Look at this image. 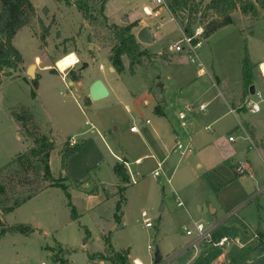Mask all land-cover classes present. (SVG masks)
Returning <instances> with one entry per match:
<instances>
[{
  "label": "rangeland",
  "instance_id": "374dc122",
  "mask_svg": "<svg viewBox=\"0 0 264 264\" xmlns=\"http://www.w3.org/2000/svg\"><path fill=\"white\" fill-rule=\"evenodd\" d=\"M32 1L36 7L37 14L30 25L23 27L18 32L13 40L15 46L20 50L22 56L24 55L30 61L35 57L39 44V47L45 50L44 53L53 56L52 59L55 62L52 70L58 73L61 72L71 79L73 75H76L78 77L77 80H79L83 70L87 69L84 68V62H88L90 67L84 74L85 88L87 89L88 86L90 88L92 85L91 79L94 72L96 74L103 69L99 62V56H103L106 60L111 59V50L116 43L115 26L122 27L137 24L136 16H147L140 4L135 5V0ZM209 1H196L199 4L197 18L201 17ZM240 12L238 9L233 22L228 24L225 29L213 34L209 40L201 36L202 31L199 32V29L202 27L197 19V23L194 25V35L198 34L199 37L197 39L202 40V46L198 50L201 61L207 65L211 72L214 64L221 77V87H229V89L236 88L237 83L242 82L243 58L245 56V48H248L245 38L238 33L244 29L250 31L254 29L257 32L256 38L259 39L264 24V20H260L251 29L253 24L251 21L243 19ZM257 13L252 15H259L258 11ZM192 15L195 18V14ZM189 16V9H186L179 12L177 18L186 22ZM126 17L129 19L125 20ZM46 27H48V32H46ZM133 28L134 26H132V32ZM247 33L249 32L247 31ZM184 37V32L178 24L175 22L169 23L163 38L152 46L155 51H165L162 54H166V58L162 57V54L150 51L151 55L136 59V69L141 71L143 76L139 72H134L135 75H119V77L115 78L119 83L116 94L92 103L88 101L86 93H81L78 87L70 86L66 80L59 76H53L55 79L53 82L49 76H45V78L49 79L42 81L40 97H33L32 82L18 77L23 73L30 76L28 72L30 64L23 65L22 62L16 68L3 67L0 72V161L5 156V149L12 153L15 152L13 145L16 143L13 140H15L18 133L21 134L22 132L26 135V128L35 129L33 121H28L26 123L28 127H26L22 120L18 123L16 119L15 121L14 119H9V113L11 115L13 113L25 114L27 111L23 107L28 110L30 108L33 111L36 124L45 133L51 132L57 143H65L66 139H70V141L76 140L74 144L70 141L68 143L74 146L80 143V147L77 150L69 151L65 162H63V157L57 155V153H53L52 156L51 168L55 175L59 176L63 170L66 171L68 183L71 184L68 189L70 198L63 188H54L50 193L42 195V198H44L43 196L52 197L53 213L48 210H42L38 214L35 213V207L41 202V197L27 202L22 207V211H19L20 215H18V218L28 219L27 222L31 221L39 229H35L33 226L37 232H34L35 236L27 240L26 243L18 241L11 243L10 239H0V264H41L42 261H47L49 264H66L63 256L70 250L59 246L57 243H63L73 250L71 253L73 261L70 262L71 264H88L89 254L104 249L105 241L102 236L105 233L115 246L121 247L129 244L134 255H150V258H155L153 256L157 247H159L160 251L165 252V246H168V244L191 238V236L186 234L184 227L185 225H191L193 218H202L203 223L208 225L207 221L213 222L224 215L221 207H227L229 204L228 201L230 199L227 194L222 192L220 195V201L215 204L218 207L216 213L211 212L212 199L209 197L205 201L200 202L201 209H203L202 214L198 211V213H193L192 216L188 213L187 206H178L175 193L170 189V184L167 183V179L164 176L165 167L161 171V175L155 177L154 172L157 170L158 164L153 158L147 156L141 164H137L134 161V153L135 155L137 151L141 154L148 153V145L141 142L138 134L130 132V126L134 122L142 126L140 123L146 118L152 119L154 117L152 112L153 103L151 102L147 106L142 104L143 98L137 88L145 84L144 81L149 78L152 89L159 91L158 84L160 82L166 83L169 93L177 97L180 91L179 88L183 86L178 81L180 73L182 71L194 73L199 69L197 62H192L187 52L178 53L175 51L176 53L174 54L170 52V44H174L178 40H184ZM138 41L145 48L146 42ZM258 43L256 39L250 42L249 54L253 56V59H258L261 55ZM90 44H92V48H89ZM72 52L77 55L78 62L63 70L59 66V61L63 56L65 57ZM168 56L172 58L169 59ZM125 62L127 65L130 62L128 56L125 58ZM109 64L114 66L112 61ZM103 70L107 73L109 67L107 66ZM170 76H172V80L169 79ZM143 78L145 79L144 81H142ZM203 79H206L211 85L208 75L203 77ZM262 79L260 70L257 69L254 83L259 87L258 83ZM202 86L204 89L207 85L203 84ZM172 89L174 93H171ZM132 91L135 92V95H139L138 100L132 99ZM218 92L215 87L210 97L206 95L204 97L190 96V103H195L197 107L201 101L207 102L211 99L212 102L210 105L208 104L206 112H201L197 108L190 113L191 120L189 121L188 118L186 121L187 124L193 121L194 125L189 123L188 129L183 128L184 133L189 130L192 132L200 129V127L204 128V125L210 124L208 120L211 119L210 121H212L226 113L229 109L228 102L224 101V103L220 104ZM188 94H193V92H188ZM252 97L255 96L252 95ZM263 106L264 103H262V108ZM173 110L178 112L176 108H173ZM238 116L244 122L246 121L244 117H249L250 114L239 112ZM175 120L178 119L175 118ZM205 121L208 122L203 123ZM234 121H236V117L232 113L225 114L217 123L211 124L213 129L207 132L220 136L219 142L222 149L233 157L232 160L235 163L242 162L246 164V162L252 161V170L241 174L242 178L235 185L240 186L241 184L246 188L245 190H251L256 184L264 182V154L262 155L257 149L250 152L251 149L240 139H238L236 145L229 142L228 135ZM18 125L21 132L18 130ZM115 126L117 127L116 130L114 129ZM102 133H107L110 135V140L114 141L116 145L119 146L121 144L129 151L127 157L130 161L131 173L128 166L125 165L129 172L130 181L125 189V199L122 206L125 216H121V212L119 213L117 209L119 194L118 196L115 194L105 199L98 197L91 199L89 197V193L96 186L95 184L98 183L99 178L106 177L105 170L107 167L104 162L111 158L109 149L101 139ZM170 133L171 137L169 136L167 139L172 145L175 142L173 140L174 132L171 130ZM180 138L183 143H186V135L180 133ZM96 146L102 149V155ZM29 149V146L23 147L21 153L26 156ZM194 153V150L192 153L186 154H182L178 149L176 151L173 150L171 159L173 164L178 163L181 167H184L192 162L191 156ZM103 156H105L106 160L103 159ZM3 163L0 162V165ZM224 163L222 166H217V171L221 172V174L216 173L218 174L216 176L219 177L209 178L206 175L207 170L203 172L200 169L201 173L196 174L197 178L190 179L188 176L179 173L180 178L174 183H183L187 186L191 181L194 186L199 187L203 180L206 179L208 185L220 186L219 182H216L217 180L229 181L231 175L234 174L236 176L237 172L236 167H233L229 162ZM16 166L18 169L19 165L17 164ZM28 170L25 176L29 180L36 182L38 177H41V173L37 174L34 167L28 166ZM19 171L20 174L17 175L20 177L24 176V169H19ZM19 171L17 170L15 173H19ZM6 173L8 172H5L4 176L7 175L11 179L17 180L13 172L11 174ZM167 173L170 177L171 173L169 171ZM58 179L59 182L65 184V178ZM215 179L217 180L215 181ZM77 184L79 185L78 188H76ZM164 186H166L167 196L165 195ZM260 187H258V192L256 193L260 192ZM119 190L122 197V186H120ZM237 196H240V194ZM194 197L196 199L195 195ZM252 201H254L253 204L249 203L247 206L250 207L245 210L246 216L251 218L259 216L257 208L260 206L258 197H254ZM162 205L166 206L165 210H160ZM73 207L75 208L76 217H73L72 214ZM144 210L148 212V216L153 223L150 227L146 225L143 217L142 212ZM229 210L230 213L234 214L237 208H230ZM117 215L120 216L117 217ZM234 216V222L239 223V217L242 214H234ZM10 219L12 220L13 217H10ZM163 219L166 224L164 231L167 237L165 241L162 240L161 233L158 234L160 221ZM115 223H119V226L116 229H111L112 224ZM196 223L190 227L195 228ZM236 223L233 224L234 227H236ZM85 240H88L86 246H84ZM48 244L56 247L60 254L59 252L52 253L47 249L46 246ZM149 244L154 246L155 250L153 252L149 250ZM106 253L109 258H113L116 254L111 249H107ZM94 255L101 258L106 257L103 253H95ZM94 264H110V262L103 261Z\"/></svg>",
  "mask_w": 264,
  "mask_h": 264
},
{
  "label": "crops",
  "instance_id": "0c3cea01",
  "mask_svg": "<svg viewBox=\"0 0 264 264\" xmlns=\"http://www.w3.org/2000/svg\"><path fill=\"white\" fill-rule=\"evenodd\" d=\"M135 1H136L135 5L140 4L142 8H144L145 6L155 5L153 0H135ZM238 9L234 11L233 19L236 13H238ZM239 11L241 10L239 9ZM257 11L259 12V15H256V16H253L252 14L245 15L242 12H240L242 13L241 15L243 19H247L251 21V23L253 24V26H251V29L255 27L257 22H259L260 20H264V7H261L260 5H258ZM160 12L162 14V17H153V16L137 17L136 16L135 19L137 20V25H135L133 28V32L135 33L137 39L140 40L138 38V33L140 32V30L145 26L149 27L151 35L154 38V42L152 43L146 42L144 47L147 48L149 51L157 53V54H162L165 51L163 50L155 51L152 49V46L155 45L160 39L163 38V36L166 33V27L169 23L175 22L176 24H178V22L173 17L169 9L162 8ZM254 14H258V13L256 12ZM225 28L226 26L219 29L218 31H221ZM200 31H202V28L200 29ZM218 31H216L215 33H217ZM247 31L249 33H247ZM238 34H240L241 37L245 38L248 49H249L251 40L256 39L259 42L258 43L259 51L261 55L259 56L258 59H253V56L251 54L250 56H251L252 62L255 64L254 76L258 69L260 70L261 76L263 77V79L260 80L258 83L259 87L257 86L256 83H254L256 92H260L261 94L264 95V24H263V28H262L259 39L256 38L257 32L254 29H252L251 31L244 29ZM212 36L213 35L206 38V40H209ZM44 51L45 50L42 49V47H39V44H38V50L36 51L35 57L33 59L28 61L23 55V65H28V64L31 65V63H34V65L36 66L35 73H37L36 76L37 75L39 76V85L36 89V96L40 97L41 95L40 91H41L42 81L49 79V78H45V76H49L52 82L55 80L53 76H59L63 80H66V82H68L70 86L78 87L81 93H86V95L88 96V101H89L90 88L89 86H88V89L85 88V80H84V74L85 72H87L88 68L90 67L89 63L84 62V68H87V69L83 70V73H82L83 76L80 75L79 80L73 81L67 75H63L61 72L58 73L52 70L54 69L53 67H54L55 60L52 59L53 56L44 53ZM170 52L172 54L176 53L172 49H170ZM178 53H186V52H178ZM126 57L127 55L123 56V66H124L123 70L118 71L114 66H112V64H109L112 61L111 59L106 60L105 58H103V56L101 57L99 56V62L103 66V69L108 66L109 71L106 73L103 69L100 70L99 68L100 72L96 74L94 72L91 82L93 83L96 79H102L109 89V95L107 96L108 98L111 97L112 95H115L118 90L119 83L115 79L116 77H119V75H126V74L135 75L134 73H131L129 71L130 62L127 65V63L125 62ZM168 57L169 59L172 58L171 56H168ZM203 64L206 68V73H202V71H200L199 69H197L196 72L194 73L187 72V71L185 72L182 71L180 73L179 75L180 79L178 81L183 86L179 88L180 91L177 97H175L174 94L169 93V90L167 88L168 86L166 83L160 82L158 84L159 91L152 89L150 85L151 81H149V78L146 79V81H144L145 79L143 78L142 81H144L145 84H143L142 86L140 85V87L137 88L140 91V96L143 98L142 104L147 106L151 102L153 103L152 112L154 114V117L152 119L146 118L143 122L140 123L142 126H139L135 122L131 124V126L133 124H137L139 127V131L134 132V131H131L130 129V132L138 134V137L141 140V142H144L143 144L148 145L147 147L148 153L141 154V153H138L137 151L136 155L134 153V156H135L134 161L137 164H141L143 162V159L146 158L147 156L150 158H153L155 162H157L158 164L157 169H159L160 171L158 176L161 175V171L165 167L166 170L163 171L164 176L167 179V183L170 184V189L175 193V196H176L175 199L177 201V204L179 202H182V204L181 205L178 204V206H187L188 213L191 215L193 213H198V211L199 213L202 214L203 209H201L200 202L205 201L209 197L212 199L211 207H210L211 212H215V213L218 211V207L215 204L220 201V195L222 194V192L227 194V196L230 199L228 201L229 204L227 205V207H224V206L221 207L224 212L223 216H220V218L215 219L213 222L207 221L208 225L206 226L213 227V230L211 232V237H210L211 239L209 241L208 240H195L193 235H189L191 236V238L185 241H181V242L174 241L168 244V246H165V252L161 250V254L163 257L159 264H264V237L262 238V241H260L257 235L258 230H261L264 233V182L256 184L255 187L252 188L251 190L247 189L249 191L245 190L246 188H244L241 184L240 186H235L236 183L242 178L241 174H245L246 172H250L252 170V161H248L246 162V164L242 162L235 163V161L232 160L233 157L229 155L225 150L222 149L220 142H219L220 136H216L214 134H210L207 132L213 129L211 124L217 123L225 114L232 113L236 117V121H234V123L231 126L232 128L230 130V134L228 135V140H229V136L232 134L235 136V140H229V142L230 143L232 142L233 145H236L238 143V139H240L243 141V143H245L248 146V148L251 149L250 152L254 149H257L263 155L264 154V106L263 108H261L259 112H256V113H252L248 111L246 108H240V104L245 100V98H247L251 94V93L250 94L246 93L243 79L241 83H237L236 88L229 89V87H221V77L218 74L216 68L214 67V64L212 65L213 66V69H211L212 72L208 69L207 65H205L204 62ZM137 72H139L142 75L141 71H139L138 69H135V73ZM206 75L209 76V79L211 80V85L207 82L206 79H203V77H205ZM18 77L19 78L21 77L28 82L30 81L32 82V79H33L31 76L24 74V73ZM241 78H242V73H241ZM169 79L172 80V76H170ZM203 84L207 85L204 87V89L202 86ZM215 87L219 91L217 93V95H219L218 96L219 103L222 104L224 103V101H227L229 109L226 111V113L216 117L214 120L212 121H210L211 119L208 120L210 124L204 125V128L200 127V129L194 130L192 132L189 130V131H186V133H184L183 128L188 129L187 126L189 123L191 125H194L193 121L189 122L188 124L186 121L184 124L183 121L179 118V113L183 110H186V104H191L190 96L197 95L198 97H204L206 95L207 97H210ZM188 92H193V94H188ZM171 93H174L173 89L171 90ZM251 95H254V94H251ZM132 97H133L132 99L134 100L139 99L138 98L139 95L138 94L135 95V92L133 91H132ZM93 101H98V100H92L89 102L92 103ZM211 102L212 101L210 99L207 102L201 101L200 104L205 103L207 104V108H208V104L210 105ZM262 103H261V106H262ZM157 105H160L161 113L155 112V107ZM173 108H176L178 112L173 110ZM207 108L204 111H201V110L199 111L206 112ZM29 110L33 113V111L30 108ZM192 112L188 113L189 121L191 120L190 113ZM239 112L248 113L250 114V116L244 117L246 121L242 122L238 116ZM8 115H9L10 120L14 119L15 121V118L11 115V113H9ZM175 118H177L178 120H175ZM208 121H205L203 123H206ZM208 126H210V129H208ZM140 128H142L143 130ZM114 129L116 130L117 127L115 126ZM18 130L20 131V127H18ZM171 130L174 132L173 140H175V142L173 141L174 143H172V145H170V142L167 139L169 136L171 137V133H170ZM40 131L43 135L50 137V139L54 141L55 143L54 148L50 153V162H49L50 168H51L53 153H57V155L62 156L65 149H68V151H70L69 148L72 149L71 151L74 150L75 146L68 144V141H70V139H66L65 143L64 142L57 143L55 138L52 136L51 132L45 133L41 127H40ZM180 133L182 135H186L187 141L185 144L192 143L193 150L195 151V153L191 156L192 162L194 164L190 162L184 167H181L178 163L173 164L172 159H171L173 155V150L176 151L174 148L176 146L177 140L178 139L181 140ZM101 139L102 141L105 142L107 148L109 149L111 158H109L107 161L104 162V164H106V167H107L105 170L106 177L99 178L98 183L95 184L96 186L89 193V197L91 199L97 198V197L105 199L115 194H117L118 196L119 194V200H120L121 199L120 190H119L120 186L128 187V184H127L128 182H123L121 180V177L115 172L114 166L118 162L124 163L128 166L129 172L131 173L130 161H129V158L127 157L129 154V151L125 147H123L121 144L119 145L120 147L116 145L114 141L110 140V135H108L107 133H104V134L102 133ZM13 141L16 143L15 145H13L15 152L12 153L10 151H7L6 149L4 150L5 156L0 161L4 163L0 165V169L4 167L6 164H8L10 161H12L19 153H21L22 152L21 150H23V147L26 148L28 146L29 147L32 146V140L26 135H24L22 132L21 134L18 133L15 137V140ZM150 141L152 143H148ZM79 144L80 143H78V145ZM239 144L241 145V143ZM96 148L102 155L103 154L102 149L99 146H96ZM193 150L186 151L184 153L181 152V153L182 154L192 153ZM103 159L106 160L105 156H103ZM224 162H229V164H231L233 167H236L238 164H244L247 170L245 173H239L235 171L236 176L232 174L229 181L228 180L218 181L217 179H215V181L217 180L216 182H219L220 186H216L214 184L208 185L206 182V179L203 180L202 184L199 187L194 186L191 181L187 186H185V184L183 183H174L175 181H177V179L180 178L179 173L188 176L190 179L197 178L196 174L201 173L200 169L203 170V172L207 170L206 175L209 176V178L219 177L216 175L221 174V172L219 173L217 171V166L218 165L222 166ZM161 165L163 166L162 168H160ZM168 171L171 173L170 177L168 176V173H167ZM51 172L53 174V177L56 179L65 178V181H66L65 184L67 185L68 189L70 188L71 184L68 183L69 181L67 179L65 170H63V172L59 176L55 175L52 168H51ZM4 174H2L1 180H5V182H10L11 178L8 177L7 175L4 176ZM158 176H155V177H158ZM12 184L16 186L17 192L19 191L27 192L32 186H35L34 181H27L25 183H18V184L16 181L15 182L13 181ZM78 187L79 185L77 184L76 188ZM258 187H260V192L256 193L258 192ZM9 188L11 189V187ZM54 188H61V187L51 185L50 181H44V185L41 190H39L36 194H34L31 198L27 199L25 202L16 206L15 209H13L12 211L6 212L4 211V207L12 205L14 202V197H15L12 191H8L6 195H3L0 197V215L2 216V218L6 221V223L9 226H13L16 224H28V225L34 226L35 229H39L38 226H36V224H33L31 221L27 222L28 219H21V218L19 219L18 218V215H20L19 211H22V207L27 202H30L36 198L38 199V197H41L40 199L41 202L35 207V213L38 214L42 210H48L53 213L52 197L43 196L44 198H42V195H44L45 193H50V191ZM164 191H165V195L167 196L168 194L166 191V186H164ZM224 191H227V192H224ZM124 193H125V190L122 191L123 199L121 202V209L118 211L119 213L121 212V216H125L124 210H122V206H123L124 199H125ZM238 194H240V196H237ZM194 195L196 196V199ZM249 197L250 199H248ZM254 197L255 198L258 197V202L260 203L259 208H257L259 216L251 218L249 216H246L245 210L247 207H250V206H247L249 203L253 204L254 201H252V199ZM230 208L231 209L237 208L234 214H238V215L242 214V216L239 217L240 218L239 223L234 222L235 216L232 212L230 213V210H229ZM165 209H166L165 205H162L160 207V210H165ZM32 216H35V215H32ZM10 217H13V219L11 220ZM210 220L212 219L210 218ZM197 221L203 222V219L193 218V222L191 223L194 224ZM234 223H236V227H234L233 225ZM165 225L166 224H165L164 219L160 221V228H159L158 234L161 233V238L163 241H165V238L167 237L164 231ZM191 225H185L184 228L185 229L191 228L190 227ZM118 226H119V223L112 224L111 229H116ZM230 227H233V228H230ZM35 229L30 233H23L20 231L7 232L5 235L0 236V239L2 240L10 239L11 243H15V241L26 243L27 240L32 239L35 236L34 232H37L35 231ZM191 229H194V228L192 227ZM186 234H187V231H186ZM223 236H228L230 237L231 240L222 246L215 245L214 242H217ZM102 237L105 241L104 249L96 251V252H92L91 254H89L88 264H94V263L103 262V261L110 262V264H116L113 258L108 257L106 253L107 249H111L116 253L126 251L128 260L132 264H156L155 258H150V255L149 256H145L142 254L134 255V253H132L131 246H129V244L126 246L118 247V246H115L112 242H110V238L106 233L103 234ZM106 239H108L109 242H107ZM87 243H88V240H85L84 246H86ZM57 244L63 248H68L70 250V252H68L65 256H63V258L65 259L66 264H71L70 262L73 261V259H71V253L73 250H71L70 247H68L67 245L63 243H57ZM149 245H152V244H149ZM149 245H148V248H149ZM46 247L52 253L59 252L57 251L56 247L52 245L48 244ZM95 253H103L106 257L105 258L95 257L94 255ZM130 256L132 258L131 260H130Z\"/></svg>",
  "mask_w": 264,
  "mask_h": 264
},
{
  "label": "trees",
  "instance_id": "16d2710c",
  "mask_svg": "<svg viewBox=\"0 0 264 264\" xmlns=\"http://www.w3.org/2000/svg\"><path fill=\"white\" fill-rule=\"evenodd\" d=\"M197 0H166L167 6L173 17L178 22L179 26L182 28L183 32L187 36H193L195 34L194 25L199 21L200 26L203 28L201 36L208 38L213 35L219 29L227 26L233 22V13L236 9H240L245 15L254 14L257 12V7L260 5L264 7V0H210L205 6V11L202 12L200 18H197L198 13V3ZM197 6V8H195ZM189 9L190 16L187 21H181L177 18L179 12ZM36 7L32 0H0V72L3 67H17L19 63L23 62V56L20 50L15 46L13 40L17 36L18 32L25 26L30 25L34 17L36 16ZM192 14H195V18ZM209 16V18H208ZM197 19V20H196ZM137 24H130L127 26L116 28L115 39L116 43L111 50V60L113 65L118 71H122L123 66V56L127 55L130 58V71L135 72L136 69V59L143 56L149 55L151 52L147 48H143L140 41H138L136 35L132 32V26ZM46 32H48V27H46ZM151 55V54H150ZM162 57L166 58V54H162ZM254 68L255 64L251 60L248 48H245V56L243 58V68H242V79L244 82L245 90L247 94H250V86L254 84ZM78 77L73 75L72 80H77ZM1 82V81H0ZM32 95L36 97V89L39 85V76L37 75L32 79ZM25 114L13 113V117L18 121H23L27 123L28 121H33V128H26V136L32 140V146L30 147L26 156L21 153L15 159L10 161L4 167L0 169V197L6 195L8 191H12L15 195L14 202L10 206L4 207V211L9 212L15 209L16 206L25 202L27 199L31 198L39 190L43 188L44 181H50L51 185L59 186L66 190L69 198L70 192L67 185L59 182V179L53 177L50 168V153L54 148V141L50 137L43 135L40 131V127L35 122L34 114L23 107ZM155 112L161 113L160 105L155 107ZM28 113V115H26ZM23 124V125H25ZM20 127V126H19ZM26 127L28 125L26 124ZM25 135V134H24ZM69 144V143H68ZM80 146L75 145L74 150H77ZM73 150V151H74ZM68 149H65L62 157L63 162L66 160V155L68 154ZM19 165L17 169L16 165ZM28 166H32L37 171V174L41 173V177L35 182V186H32L27 192L16 191V186L13 181L18 183H25L29 180L27 176ZM17 169H24V176H18L20 174L15 171ZM27 169V170H26ZM115 172L121 177L123 182H129L130 176L128 174L127 167L124 163H116L114 166ZM5 172H13L14 177L17 180L11 179L10 182H5L1 180L2 174ZM12 177V176H11ZM11 185V186H10ZM24 185V184H22ZM11 187V189L9 188ZM126 189L125 186L122 187V191ZM123 197L117 203V209H121V202ZM73 217L75 216V208L73 207ZM119 217V215H117ZM34 230L33 226L28 224H16L9 226L6 221L0 215V236L5 235L7 232L20 231L23 233H30ZM258 238L262 241L264 233L261 230L257 232ZM109 242L108 239H106ZM113 260L116 264H132L127 257V253L117 252L113 256Z\"/></svg>",
  "mask_w": 264,
  "mask_h": 264
},
{
  "label": "built area",
  "instance_id": "2783aa9c",
  "mask_svg": "<svg viewBox=\"0 0 264 264\" xmlns=\"http://www.w3.org/2000/svg\"><path fill=\"white\" fill-rule=\"evenodd\" d=\"M155 5L154 6H145L143 8L145 14L147 16H153V17H162L161 14V9L165 8L168 9L167 7V2L166 0H153ZM199 36L198 34L193 35V36H187L185 35L184 40H180L175 42L174 44H170L169 48L176 51V52H187L190 57L191 61L198 64L199 70L202 71V73H206V68L203 64V62L200 60V55H199V48L202 46V40L197 39ZM197 39V40H196ZM255 97H252V95H249L245 100L240 104V108H246L248 111L252 113L259 112L262 108L261 103L264 102V95L261 94L260 92H256L254 94ZM196 108H198L201 111L206 110L207 104L201 103L197 107L195 104H186V110H183L179 113V118L183 121L185 124L186 120L188 119V113L194 111ZM89 123V121H87ZM131 131L138 132L139 127L137 124H133L131 126ZM208 129H210V126H208ZM229 140H235V136L232 134L229 136ZM73 144L76 143V140L70 141ZM175 150H179L180 152L184 153L186 151H192L193 150V145L192 143H183L181 140H177L176 146L174 148ZM163 166L161 165L160 168ZM236 170L239 173H245L246 172V167L244 164H238L236 166ZM160 173L159 169H157L154 172V176H158ZM179 205L182 204V202L178 203ZM143 216L145 218V222L147 226H152L153 223L151 221V218L148 216V212L143 211ZM213 230V227H208L206 224L203 222H198L196 223V226L194 229L187 228V234L188 235H193L195 240H210L211 238V232ZM230 237L228 236H223L221 237L217 242H214L215 245L222 246L230 241ZM149 250L154 251L155 248L153 245H149ZM41 264H49L47 261H43Z\"/></svg>",
  "mask_w": 264,
  "mask_h": 264
},
{
  "label": "water",
  "instance_id": "95a60500",
  "mask_svg": "<svg viewBox=\"0 0 264 264\" xmlns=\"http://www.w3.org/2000/svg\"><path fill=\"white\" fill-rule=\"evenodd\" d=\"M128 19H129L128 17L125 18V20H128ZM138 38L143 42H148V43L154 42V38L151 35V32L148 26H145L140 30V32L138 33ZM89 48H92V44H90ZM33 68H34V64H31L28 68V72L32 78H35L36 73ZM250 93L251 94L256 93V88L254 84L250 86ZM108 95H109V89L102 79H96L90 86L89 101L101 100V99L106 98ZM69 150L71 151L72 149L69 148ZM154 256H155V263L159 264L163 257L159 247H157Z\"/></svg>",
  "mask_w": 264,
  "mask_h": 264
},
{
  "label": "bare ground",
  "instance_id": "6f19581e",
  "mask_svg": "<svg viewBox=\"0 0 264 264\" xmlns=\"http://www.w3.org/2000/svg\"><path fill=\"white\" fill-rule=\"evenodd\" d=\"M199 32H200V29H199ZM69 58H74V60L71 62V63H66V61L69 59ZM78 62V57L75 53H70L68 55H66L65 57L63 56L62 59H60L59 61V66L63 69V70H66L68 67L76 64ZM35 68L36 66L34 65V71H35Z\"/></svg>",
  "mask_w": 264,
  "mask_h": 264
},
{
  "label": "snow or ice",
  "instance_id": "6c2138e0",
  "mask_svg": "<svg viewBox=\"0 0 264 264\" xmlns=\"http://www.w3.org/2000/svg\"><path fill=\"white\" fill-rule=\"evenodd\" d=\"M74 60V58H69L66 63H71Z\"/></svg>",
  "mask_w": 264,
  "mask_h": 264
}]
</instances>
